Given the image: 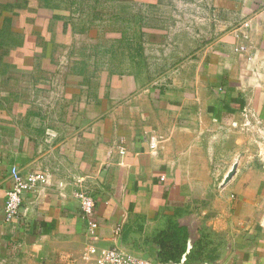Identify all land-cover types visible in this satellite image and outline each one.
<instances>
[{"label":"crops","instance_id":"1","mask_svg":"<svg viewBox=\"0 0 264 264\" xmlns=\"http://www.w3.org/2000/svg\"><path fill=\"white\" fill-rule=\"evenodd\" d=\"M85 1L90 14L80 0L3 4L0 264H84L80 180L100 248L156 264H264V163L245 144L264 131V0ZM116 24L128 28L112 46L73 43ZM12 167L49 183L6 223ZM175 226L180 263L160 256ZM194 248L202 257L186 261Z\"/></svg>","mask_w":264,"mask_h":264},{"label":"built area","instance_id":"2","mask_svg":"<svg viewBox=\"0 0 264 264\" xmlns=\"http://www.w3.org/2000/svg\"><path fill=\"white\" fill-rule=\"evenodd\" d=\"M245 23V26H248ZM244 48L241 47V50ZM263 132V131H262ZM156 148V143L151 144V149ZM121 155L126 154V149L120 148ZM12 187L6 193L4 207V220L6 223L14 221L24 202V195L35 191L38 187L49 183L48 175L42 172L22 174L17 167L11 169ZM164 179V177H162ZM80 189L74 192V198L80 203L82 208L81 217L86 221V234L90 239L82 255L84 264H156L151 259L139 257L133 253L118 248H100L97 243L100 239L98 234L99 222L95 200L82 188V180L78 181ZM121 228L117 225L116 233Z\"/></svg>","mask_w":264,"mask_h":264},{"label":"rangeland","instance_id":"3","mask_svg":"<svg viewBox=\"0 0 264 264\" xmlns=\"http://www.w3.org/2000/svg\"><path fill=\"white\" fill-rule=\"evenodd\" d=\"M19 1L20 0H0V27L3 26L2 25L3 24V17L7 11L4 8L3 4L6 2L17 3ZM101 1H100V3H101ZM78 4L80 7L82 6L84 8L83 10L86 13H88V14L91 13V11H92L91 3L86 2V1H80V3H78ZM24 25H25V22L22 20V18L20 16H16L15 17V30L23 32V33L24 32L29 33V31H30V30H28L29 27L27 29L26 27H23ZM130 27H131V30L127 29V31L130 32L131 35H134L135 33H137V28H138L137 26H130ZM40 28L42 29V30L40 29L41 30L40 35L43 33L48 35L49 32L46 30V27L42 26ZM126 28H128V27L127 26H119L117 24L115 26H104L102 29H105L106 32H104V31L99 32L96 28H90V31L88 32V33H90L89 36L78 38L77 42H76V40H74L73 43H76V46L78 47V49H81V48L84 49L82 51H85L86 49H93V47L97 46V45H100L99 47H103V48L108 47V46H112V45H114L112 41L116 40V38L120 37V35L125 32ZM36 34H38V33H36ZM104 34H107V35L105 36ZM108 35H109V38H107ZM32 36L37 38V35H32ZM116 45L119 46V44H117V43H116ZM94 49H95V47H94ZM95 51L97 52L96 49H95ZM6 57L3 59V61L0 62V68H2V69H3L2 65H4L3 64L4 60H6L8 58V57L7 58ZM9 60H11V59L9 58ZM245 135H246V139H247L245 142L246 146L252 150L254 149L255 155H257L256 158L258 160H260L262 163H264V131L260 132V135L258 137L253 136V134H251V132L247 133ZM190 250H193V249H190ZM199 253H201V257H202L203 252L199 250Z\"/></svg>","mask_w":264,"mask_h":264},{"label":"trees","instance_id":"4","mask_svg":"<svg viewBox=\"0 0 264 264\" xmlns=\"http://www.w3.org/2000/svg\"><path fill=\"white\" fill-rule=\"evenodd\" d=\"M44 4H49L52 2V0H40ZM77 2L76 0H74ZM81 1V0H80ZM85 1V0H84ZM10 5L4 6V8L7 10L9 9ZM82 10V11H81ZM78 11H81V13L85 12L82 8H79ZM175 232H173L170 235H165L161 240V248L162 251L160 253L161 260L162 261H174L176 263H180L183 256L186 254L188 250V246L186 244V240H184L182 237L183 232H181L177 226L174 227ZM200 258L198 256V250L194 248L190 251V253L187 255L186 261H198Z\"/></svg>","mask_w":264,"mask_h":264},{"label":"water","instance_id":"5","mask_svg":"<svg viewBox=\"0 0 264 264\" xmlns=\"http://www.w3.org/2000/svg\"><path fill=\"white\" fill-rule=\"evenodd\" d=\"M236 169H237V165H235V166L233 167V169L230 171V173L227 175V177H226V181H225V184H226L229 180H231V178L235 175V173H236Z\"/></svg>","mask_w":264,"mask_h":264}]
</instances>
